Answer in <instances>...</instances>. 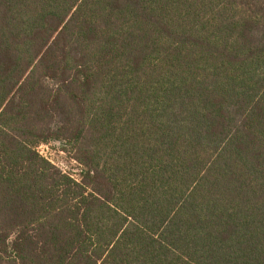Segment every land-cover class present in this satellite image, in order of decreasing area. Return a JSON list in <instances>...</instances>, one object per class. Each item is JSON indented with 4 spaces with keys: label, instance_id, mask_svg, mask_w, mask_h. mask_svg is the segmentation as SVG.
<instances>
[{
    "label": "trees",
    "instance_id": "obj_1",
    "mask_svg": "<svg viewBox=\"0 0 264 264\" xmlns=\"http://www.w3.org/2000/svg\"><path fill=\"white\" fill-rule=\"evenodd\" d=\"M0 264H264V0H0Z\"/></svg>",
    "mask_w": 264,
    "mask_h": 264
},
{
    "label": "rangeland",
    "instance_id": "obj_2",
    "mask_svg": "<svg viewBox=\"0 0 264 264\" xmlns=\"http://www.w3.org/2000/svg\"><path fill=\"white\" fill-rule=\"evenodd\" d=\"M43 155L50 159L56 166L62 169L64 172H72L74 178H77L75 175L78 173L77 168L74 162L69 161L66 155L59 151L57 147L52 145H47L42 150Z\"/></svg>",
    "mask_w": 264,
    "mask_h": 264
},
{
    "label": "built area",
    "instance_id": "obj_3",
    "mask_svg": "<svg viewBox=\"0 0 264 264\" xmlns=\"http://www.w3.org/2000/svg\"><path fill=\"white\" fill-rule=\"evenodd\" d=\"M44 147H47V145H40L39 147H37V149H36L37 153H38L41 157H43V158H45L46 160L52 162L50 159H48L47 157H45V156L43 155L42 151H39V150H42ZM52 163H53V162H52Z\"/></svg>",
    "mask_w": 264,
    "mask_h": 264
}]
</instances>
